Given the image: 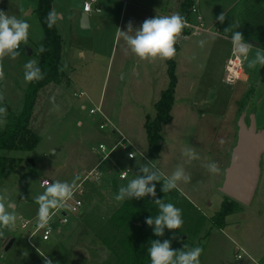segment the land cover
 I'll use <instances>...</instances> for the list:
<instances>
[{
    "label": "rangeland",
    "instance_id": "374dc122",
    "mask_svg": "<svg viewBox=\"0 0 264 264\" xmlns=\"http://www.w3.org/2000/svg\"><path fill=\"white\" fill-rule=\"evenodd\" d=\"M37 1L0 0V10L24 19L30 25L28 42L21 44L18 50L20 55L14 60L5 57L0 62L5 74L4 80L0 81V94L4 97L0 106L6 108L0 131L9 115L18 114L22 108L28 84L24 80V65L30 60L37 63L39 60L43 29L35 12ZM54 1L56 11L63 13V19L56 23L62 38L61 45L69 48L71 44L70 52L64 53L61 62L71 81L75 80L78 87L75 90L74 84L68 86L63 79L58 85L50 84L42 88L37 93L34 113L29 121V127L40 133V140L31 151L15 149L5 154L14 158L15 167L3 179L0 194H6L15 202L18 220L15 229L6 232V236L15 238L13 246L5 250L1 247L0 239V263L44 264L37 252L39 248L40 252L52 259L53 264H121L118 256L121 249L117 246V253L114 254L103 242L110 229L109 217L120 206L114 197L122 185L126 186L136 178L139 164L153 161L166 176H170L177 166H183L191 177L190 183L179 184L176 189L178 193L173 191L169 200V203L182 209L183 226L174 232L165 228L164 235L156 236V240L163 242L170 239L173 250H182L184 245L203 248L200 264H264V154L260 158V176L251 203L236 206L234 212L224 218L220 228L211 223L210 217L220 210L222 204L227 203V196L219 187L230 153H226L220 162V175H212L204 167L208 162H217L219 155L214 147L218 146V141L213 139L219 132L222 118L230 112H235L234 143L237 120L241 114L245 115L246 123L253 116L257 129L264 130V67L258 65L255 69H249L244 60L243 69L249 74V79L229 85L224 83V72L218 68L211 75L201 73L204 64L214 65L216 61L206 53L207 50H200L198 58L193 60L196 73L187 75L180 71L177 75L179 85L175 88L170 110L172 119L162 126V146L158 158L150 159L147 157L144 121L147 115L151 118L155 115V103L167 85H161L158 74L150 76L149 84L144 83L142 77H135L131 73V59L123 71H115L122 45L116 33L118 29L126 30L128 11L124 14L125 7L123 9L121 2H112L108 10L102 0L100 13H89L91 23L95 21L98 25L92 31L81 29L73 19L78 17L83 0ZM202 37L207 36L204 33L192 36L190 40ZM261 37H264V31ZM255 42L258 45H252L249 58L255 56L257 48L264 50V40L257 38ZM28 49L32 51L31 54L27 53ZM91 49L96 54H91L95 56L94 61L90 58ZM82 51L84 57L80 56ZM183 53L179 51L176 57ZM157 66L152 69L158 70ZM141 69L142 64L139 66L140 74ZM165 77L168 81V77ZM75 91H81L82 95H74ZM91 108L105 110L116 131L127 138L123 141L124 147L118 145L105 161V166L112 172L111 178L108 180L105 176L106 183L101 189L86 187L82 198L87 210L82 208L79 214H68V223L59 226L57 240L42 241L38 236L28 242L26 238L36 223L38 204L35 197L44 191L40 181L43 178L50 183L76 179L74 168L64 169L70 144L82 140V148L96 154L99 143L110 147L119 138L111 126L99 128L104 117L99 112L90 113ZM185 148H194L200 159L188 162L182 155ZM129 149L135 152L133 159L127 157ZM122 170L128 172L124 180L117 177ZM153 183L161 190L162 182ZM102 189L106 192L100 193ZM151 198L153 202L159 199L158 193ZM22 220L30 224L22 228ZM174 234L177 239H172ZM237 254L241 257L237 258Z\"/></svg>",
    "mask_w": 264,
    "mask_h": 264
},
{
    "label": "clouds",
    "instance_id": "9594fccd",
    "mask_svg": "<svg viewBox=\"0 0 264 264\" xmlns=\"http://www.w3.org/2000/svg\"><path fill=\"white\" fill-rule=\"evenodd\" d=\"M87 10L88 5H85ZM46 19L47 26L52 28L59 20L63 19V13L52 10L48 13ZM226 19L225 13H221L217 20L223 23ZM188 26L186 18L178 12L171 15H156L154 18H148L143 21L140 27L134 29L131 21L127 24V30L118 29L116 33L117 40L123 41L122 51L125 55H132L141 61L154 63L156 61L172 60L177 55L176 45L183 36V30ZM238 22H233L224 32L230 33L233 55L238 59L247 61L249 69H255L258 65L264 67V50L257 48L255 56L249 58L253 48L252 44L245 41L243 34L236 29L239 27ZM29 23L24 19H18L15 15L0 10V62L5 57L16 59L20 55L21 44H27L29 37ZM199 45L203 47L205 41L200 40ZM39 51L43 53L45 48L40 46ZM67 67L66 65L64 66ZM24 80L28 83L39 81L44 78V73L38 66L37 61L30 60L24 65ZM61 71L64 68L60 69ZM5 74L0 63V81L4 80ZM239 77L229 79V83H234ZM4 97L0 94V101ZM6 115V108L0 106V123ZM221 145L225 142L219 141ZM182 155L187 158L188 162L199 160V154L194 148H185ZM130 157H135V152L130 153ZM206 170L212 175H220L222 170L215 161L208 162L204 165ZM76 177L72 182L56 180L49 183L43 181L44 191L35 197L38 204L36 227L38 230H44L45 239L52 229L50 222L56 215V212L62 209L67 210L69 201L73 200L76 192ZM191 177L186 173L183 166H177L170 176H166L161 170L156 168L153 161L146 164H139V174L136 178L130 180L126 186L119 188L118 194L114 199L118 203L125 200H139L147 196L156 197V185L153 182H162L161 191L168 193L177 189L180 183H190ZM157 206V215L146 219L145 223L153 227V233L157 237L164 235L165 228L173 231L179 230L183 226L182 209L176 207L173 203H166L164 199L156 198L154 200ZM18 216L16 215L15 202L6 194H0V239L6 238V232L15 229ZM172 239H177L175 234ZM38 254L43 259L44 264H53L48 255L37 249ZM151 264H200V256L203 248L196 246L188 248L184 245L182 250H173L171 240L166 239L152 240L150 247L147 249Z\"/></svg>",
    "mask_w": 264,
    "mask_h": 264
},
{
    "label": "crops",
    "instance_id": "0c3cea01",
    "mask_svg": "<svg viewBox=\"0 0 264 264\" xmlns=\"http://www.w3.org/2000/svg\"><path fill=\"white\" fill-rule=\"evenodd\" d=\"M96 1H97V4L100 7H102V4H103L102 0H96ZM103 1L105 4H107L108 10H110V6L112 2H115L116 4H119L120 2L122 3L123 9L125 7L124 14L126 11H128V17H127L126 28H125L126 30H127V24L129 21L132 22L133 28L136 29L140 27V25L143 23L145 19L154 18L157 14L158 15H171L174 12H178L180 15L184 16L187 14L188 9H189L188 7L185 11L180 10L179 5H180L181 0H103ZM190 2H192V0H190ZM195 2L203 17V24L207 28V30L203 31L200 34H189L186 38H181L179 43L176 45L177 55L179 51L181 50L184 53L180 57H175L173 59L174 73L176 77L175 88L179 85V79L177 75L180 71L186 73L187 75H190V74L192 75L196 73V68H195L196 65L195 63H193V60L198 58L200 50H202L203 52L207 50L206 53L210 54L211 57H214L216 61L214 65L204 64V66L202 67L203 70H201V73L204 72L205 75H211L212 74L211 72L217 70V68L218 70L223 71L225 61L231 54V50H232V44L230 43V39L225 38V37H230V33H226L224 32V30L230 27L233 22L239 23L240 26L236 30L240 31L243 34L246 42L257 46L258 43L255 42L257 38L264 40V37H261L262 31H264V0H195ZM55 7H56L55 1L52 0L51 11L52 10L56 11ZM81 12H83L82 8H81L80 13ZM80 13L78 17H76V19L75 17H73L75 25H77L78 27H79ZM221 13H225L226 15V19L223 23H220L217 20V17ZM108 17L109 16L106 17L107 20H108ZM97 27L98 25L96 24L95 21L91 23V21L89 20V26L86 29H90L93 31L97 29ZM204 33L206 34L207 37L205 38L202 37L199 40L198 39L190 40L192 36H198V35L201 36ZM59 36L61 38L60 34ZM200 40L205 41L203 47H201L198 43ZM61 41H62V38H61ZM73 45H76V44H73ZM122 47H123V41H122V45L119 51L118 64L115 69L117 73L123 71L126 68L128 61L131 59V66H132L131 73H133L135 77H138V78L142 77L144 80V83L149 84L150 76L153 74H158L159 76L158 79L161 85L162 86L168 85L169 79L167 81L165 77V76L168 77L167 60L166 61L158 60L154 63L141 61L132 55H125L124 52L122 51ZM70 50H71V44L69 48L67 47L63 48L61 45V50H60L61 68H63L61 59L64 53L68 54ZM91 54L96 55L92 49L90 51V58L92 59V61H94L95 56H91ZM84 55L85 54L82 51L80 53V56L84 57ZM141 64H142V69H141L142 74H140V71H139V66ZM155 65H158L156 68V69L159 68L158 70L152 69V67H154ZM106 69H108V65ZM63 71L65 73L64 79L68 82V86H70L71 84H74L75 90H76L78 87L77 82L75 80L73 81V79L71 81V78L69 77L67 72L65 70ZM248 79H249V74L244 72V79H243L244 82ZM50 84L51 83L47 85H50ZM58 84H55V85H58ZM47 85L43 86L42 88H45ZM42 88H40L39 91ZM59 88H61V86H59ZM175 91L176 89H174V92ZM173 103H174V99H173ZM101 112H102L103 117L105 116L108 118L107 112L105 110L104 111L101 110ZM234 114L233 112L232 113L230 112L229 115L224 116L222 118V122L220 123L219 132L216 133L213 139L214 141H218V146L216 145V147L214 148H216L217 154L219 155L217 159V163L219 162V166L221 164L220 162H222V160H224V158L226 157V153L227 154L231 153V150L234 146L233 144H235L234 143V131L235 130H234V125H233ZM36 133L39 135V140H40L41 138L40 133L37 132V130H36ZM221 139H223L225 142L223 145L219 143ZM82 142L83 141L80 140L74 145L70 144L71 147L70 149L68 148L69 150H67L68 159L66 160V164H65L66 166L64 167L65 170L66 169L70 170L71 168H74L76 177H79V175L81 174L83 170H87L91 168L93 165H95L99 159L98 153L94 154L90 151H85L82 148L83 147ZM75 152L77 153L76 155H74ZM103 165L105 166V162L103 163ZM79 169L80 171H78ZM105 169L107 170L106 178H108L109 180L111 178L109 176L112 174V172L107 166H105ZM43 179H47V178H43ZM78 181L79 180H77L76 184L78 183ZM83 209L84 211L87 210L86 207L85 208L83 207ZM60 225H64V224H59L56 226L49 240H57V237H58L57 235L60 233V228H59ZM38 236H39L38 234H32V231H31V233L28 235L26 240L30 242L31 239H33L34 237H38ZM9 240H12L9 248L7 249L9 250L13 246L14 241H15V238H11L10 236H7V238L2 239L1 247H4Z\"/></svg>",
    "mask_w": 264,
    "mask_h": 264
},
{
    "label": "trees",
    "instance_id": "16d2710c",
    "mask_svg": "<svg viewBox=\"0 0 264 264\" xmlns=\"http://www.w3.org/2000/svg\"><path fill=\"white\" fill-rule=\"evenodd\" d=\"M51 2L52 0H38L35 10L43 29L45 51L39 53L38 66L44 73V78L27 84L20 112L16 115H9L4 128L0 131V185L15 167L14 158L5 155L6 152L15 149L31 151L39 141V135L29 127L39 89L49 83L58 84L65 78L64 71L60 70L61 38L56 26L49 28L45 19L51 11ZM190 4V0H181L179 8L185 11ZM167 65L169 79L167 88L155 103V115L152 118L147 115L144 121L148 142L147 157L150 159L158 158L162 146V126L172 119L170 110L173 105L176 85L173 59L167 60ZM173 191L178 193L176 189L164 193L156 188L159 199H164L166 203H169ZM105 192V189L100 191V193ZM238 205L239 203L227 197V203L222 204L220 210L210 217L211 223L220 228L224 218L233 213ZM157 212V206L151 196H147L139 200H125L110 215L108 220L110 229L103 237V242L114 254L117 253L115 251L117 246L121 249L118 255L121 264H150L147 249L150 247L151 241L156 240V236L153 233V227L148 226L145 221L147 218L157 215Z\"/></svg>",
    "mask_w": 264,
    "mask_h": 264
},
{
    "label": "built area",
    "instance_id": "2783aa9c",
    "mask_svg": "<svg viewBox=\"0 0 264 264\" xmlns=\"http://www.w3.org/2000/svg\"><path fill=\"white\" fill-rule=\"evenodd\" d=\"M85 5H88V8L86 10ZM82 11L87 13L89 16L90 12L100 13L101 7L97 4L96 0H83L82 2ZM188 22V26L184 29V33L182 38H186L189 34H200L203 31L207 30V28L203 24V17L198 9V6L195 2V0H192L188 12L186 15H184ZM19 50V49H18ZM243 59H238L236 56L233 55V52L231 50V54L226 59L224 68H223V81L226 84L234 85L236 82L244 79V69H243ZM238 76L239 78L235 80L234 83H229V79ZM74 95L79 96L82 95V92H74ZM90 113L94 114L96 112L102 113L101 109L98 108H91L89 110ZM107 126L112 127V131L116 132L119 135L118 140L108 147L107 145L103 143H99L97 148L95 149L96 153L99 154V159L95 165H93L91 168L87 170H83L81 174L79 175V181L76 184V192L74 194L73 200L69 201V207L67 210L62 209L56 212V215L53 217V220L50 222L51 226V233L48 234V238L45 239L44 237V230H38L36 227V223H34L32 230V234H38L43 241L49 240L51 234L55 230L56 226L59 224H65L68 222V214L76 215L78 214L81 209L84 207V201H83V195L85 193V189L87 186H92L94 188L101 189L105 186V176L107 175V170L103 166V163L108 160L111 156V154L114 152L116 147L118 145L124 147L123 141L127 138L120 132L116 131L114 125L109 121L107 117L104 116L101 123H99V128L104 129ZM131 148V147H130ZM134 151L129 149L127 151V157L130 159H133L134 157H130V153H133ZM128 176V172L125 170L118 172V179L124 180ZM113 180V179H111ZM43 181H50L48 179H43L40 181V186H42ZM43 187V186H42ZM30 224L27 220L21 221V227L26 228ZM30 238V237H29ZM240 254H237V258H240ZM2 264V263H0Z\"/></svg>",
    "mask_w": 264,
    "mask_h": 264
},
{
    "label": "water",
    "instance_id": "95a60500",
    "mask_svg": "<svg viewBox=\"0 0 264 264\" xmlns=\"http://www.w3.org/2000/svg\"><path fill=\"white\" fill-rule=\"evenodd\" d=\"M79 24L82 29L88 28L87 13H80ZM31 52L30 49L27 50L28 54ZM262 154H264V130L257 129L253 116L246 123L245 115L241 114L237 120L236 141L228 165L224 169L219 190L237 203L249 205L258 184ZM11 242L12 240H9L6 243L5 250L9 248Z\"/></svg>",
    "mask_w": 264,
    "mask_h": 264
}]
</instances>
